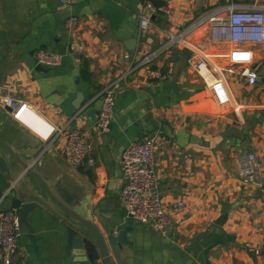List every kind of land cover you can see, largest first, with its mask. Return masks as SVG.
I'll return each mask as SVG.
<instances>
[{
    "label": "crops",
    "instance_id": "0c3cea01",
    "mask_svg": "<svg viewBox=\"0 0 264 264\" xmlns=\"http://www.w3.org/2000/svg\"><path fill=\"white\" fill-rule=\"evenodd\" d=\"M143 1L70 0L62 5L59 0H0V87L30 105L18 119L0 105V140L21 160L32 164L35 159L32 168L65 205L83 214L95 208L92 219L98 227L100 213L125 217L131 245L120 252L122 264H264V191L241 181L238 164L250 151L264 160V85H248L222 72L231 103L218 107L187 64L193 53L207 52L210 68L228 65L222 55L228 46L210 44L203 31L194 33L186 47H170L149 65L130 71L159 50L168 33L202 13L229 2L263 0H158L168 13H152L150 27L141 33ZM72 16L77 21L68 29ZM39 49L59 54L60 64L38 70ZM252 49L262 57L256 46ZM149 69L160 70L163 78H150ZM108 85L116 91L113 118L109 130L99 133L94 122L100 92ZM77 93L82 96L79 109L74 107ZM59 129L64 132L57 134ZM73 129L91 133L93 165L73 166L64 157L65 131ZM147 137L156 140L153 191L168 207L179 200L185 204L169 214L165 231L127 217L119 204L122 151ZM4 157L10 167L19 168L0 149V159ZM1 161L0 209H18L16 201L27 194L29 180L45 197L34 179L24 178L2 198L16 179ZM259 181L264 187V171ZM52 207L55 215L44 208L32 222V233L20 226L15 263L77 264L76 249L66 254V226L72 219Z\"/></svg>",
    "mask_w": 264,
    "mask_h": 264
},
{
    "label": "built area",
    "instance_id": "2783aa9c",
    "mask_svg": "<svg viewBox=\"0 0 264 264\" xmlns=\"http://www.w3.org/2000/svg\"><path fill=\"white\" fill-rule=\"evenodd\" d=\"M166 2L169 0H165ZM194 1V0H192ZM62 5H68L70 0H59ZM143 10L138 16L139 32L145 33L151 25V14L157 11L168 13L164 6H155L151 0L143 1ZM76 17L72 16L66 21L68 29H73ZM197 31L206 32L207 41L216 46H228V50L222 53L228 60L226 67L214 65L210 68L211 55L207 52L193 53L187 64L201 78L203 86L208 89L216 105L221 109L230 106L231 97L225 87L222 72L236 75L248 85H264V70L260 68L264 64V4L239 5L229 2L222 6H216L189 23L183 29H174L167 35L164 45L156 52L145 56L139 64L133 66L130 71L140 66L149 65L157 54L173 46L186 47L189 38ZM257 47L262 57H256ZM129 58V55H125ZM35 61L42 66H55L60 64L61 56L46 49H39L35 55ZM148 76L152 79H162L163 74L158 69H149ZM101 104L98 109L94 128L99 133H106L111 125L116 91L114 85L106 86L101 92ZM0 105L10 108L13 119H18L30 108V105L22 99H17L0 87ZM64 132L59 129L57 134ZM56 134V135H57ZM53 135L52 139L56 136ZM91 133L86 130L65 131V145L63 154L66 160L73 166L84 162L93 165L90 157ZM156 140L147 137L142 140L130 142L121 154V180L119 191V204L126 216L142 224H149L158 231H165L170 226L169 214L179 212L185 207L179 200L170 207L166 206L156 192L157 175L154 162ZM36 160L32 161V164ZM31 164V165H32ZM240 179L244 184H254L264 191L259 181L264 171V160L259 161L254 152H247L238 158ZM14 182L3 193L2 198L8 195ZM20 235L19 212L15 207L0 209V259L2 264L15 263L13 257L17 250V241ZM255 254H260L256 249Z\"/></svg>",
    "mask_w": 264,
    "mask_h": 264
},
{
    "label": "water",
    "instance_id": "95a60500",
    "mask_svg": "<svg viewBox=\"0 0 264 264\" xmlns=\"http://www.w3.org/2000/svg\"><path fill=\"white\" fill-rule=\"evenodd\" d=\"M37 69H41L40 65L37 66ZM81 101L82 96L80 93H77L74 104L75 109L80 108ZM7 109L10 110L8 107ZM0 149L8 158L14 159L19 166L18 169H14L10 167L7 158L5 159L4 157V160L0 159L6 165L5 167H7L10 175L16 179L8 194H11L16 181L31 178L38 183L45 195V197H40L30 180L26 184L23 181L27 194L19 196L20 198L16 201L20 226L27 228L32 233L34 230L32 222L40 219L43 209L45 208L55 215L52 206H56L72 219L66 226V254L76 249L77 256L79 257L75 260L77 264H122L120 252L123 247L131 245V241L127 239L131 226L125 223L124 216L121 214L116 215L115 213L109 215L100 213V227H98L92 219V216L98 213L95 211V208H91L89 214H83L77 207H68L52 193L48 184L32 168V165L29 162L21 160L11 147L1 140ZM30 241L33 243L32 248L34 252L39 254L38 248L34 243V237L31 236Z\"/></svg>",
    "mask_w": 264,
    "mask_h": 264
},
{
    "label": "trees",
    "instance_id": "16d2710c",
    "mask_svg": "<svg viewBox=\"0 0 264 264\" xmlns=\"http://www.w3.org/2000/svg\"><path fill=\"white\" fill-rule=\"evenodd\" d=\"M152 2H153V4L155 5V6H160L161 4H162V2L161 1H158V0H151ZM85 74H86V69H85V67L81 70V75L83 76V77H85Z\"/></svg>",
    "mask_w": 264,
    "mask_h": 264
},
{
    "label": "rangeland",
    "instance_id": "374dc122",
    "mask_svg": "<svg viewBox=\"0 0 264 264\" xmlns=\"http://www.w3.org/2000/svg\"><path fill=\"white\" fill-rule=\"evenodd\" d=\"M262 3H264V0L262 1Z\"/></svg>",
    "mask_w": 264,
    "mask_h": 264
}]
</instances>
